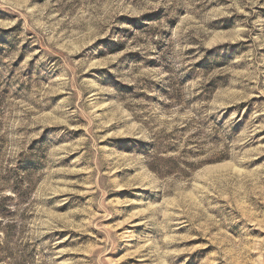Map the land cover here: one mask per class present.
<instances>
[{
	"label": "rangeland",
	"instance_id": "rangeland-1",
	"mask_svg": "<svg viewBox=\"0 0 264 264\" xmlns=\"http://www.w3.org/2000/svg\"><path fill=\"white\" fill-rule=\"evenodd\" d=\"M0 264H264V0H0Z\"/></svg>",
	"mask_w": 264,
	"mask_h": 264
}]
</instances>
